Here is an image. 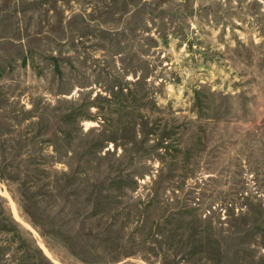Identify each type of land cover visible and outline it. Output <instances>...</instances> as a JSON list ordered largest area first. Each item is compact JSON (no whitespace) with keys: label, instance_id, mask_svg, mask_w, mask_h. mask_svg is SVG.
I'll list each match as a JSON object with an SVG mask.
<instances>
[{"label":"rangeland","instance_id":"1","mask_svg":"<svg viewBox=\"0 0 264 264\" xmlns=\"http://www.w3.org/2000/svg\"><path fill=\"white\" fill-rule=\"evenodd\" d=\"M111 254L264 264V0H0V264Z\"/></svg>","mask_w":264,"mask_h":264},{"label":"trees","instance_id":"2","mask_svg":"<svg viewBox=\"0 0 264 264\" xmlns=\"http://www.w3.org/2000/svg\"><path fill=\"white\" fill-rule=\"evenodd\" d=\"M34 223H36L35 221H34ZM44 234V233H43ZM115 258H117V257H115L114 255H107L106 256V261H105V264H109L110 262H112Z\"/></svg>","mask_w":264,"mask_h":264}]
</instances>
